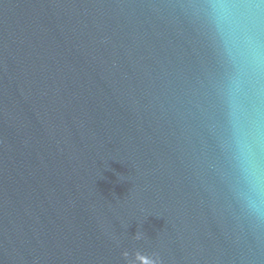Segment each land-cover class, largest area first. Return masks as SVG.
Segmentation results:
<instances>
[{
  "label": "water",
  "instance_id": "obj_1",
  "mask_svg": "<svg viewBox=\"0 0 264 264\" xmlns=\"http://www.w3.org/2000/svg\"><path fill=\"white\" fill-rule=\"evenodd\" d=\"M236 74L209 0H0V264H264V66L259 181Z\"/></svg>",
  "mask_w": 264,
  "mask_h": 264
},
{
  "label": "clouds",
  "instance_id": "obj_2",
  "mask_svg": "<svg viewBox=\"0 0 264 264\" xmlns=\"http://www.w3.org/2000/svg\"><path fill=\"white\" fill-rule=\"evenodd\" d=\"M209 4L219 38L237 69L230 102L237 159L242 171L259 181L249 143L250 132L244 123V109L236 97L241 91V77L246 70L264 66V48L254 35L256 19L264 12V0H209ZM254 206L257 211L264 212V202ZM134 238H139V234Z\"/></svg>",
  "mask_w": 264,
  "mask_h": 264
}]
</instances>
